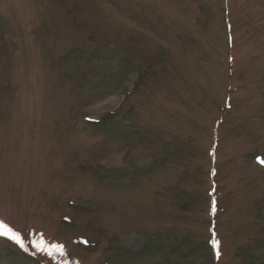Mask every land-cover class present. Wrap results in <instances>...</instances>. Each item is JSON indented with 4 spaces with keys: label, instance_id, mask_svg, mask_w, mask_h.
Returning a JSON list of instances; mask_svg holds the SVG:
<instances>
[{
    "label": "rangeland",
    "instance_id": "rangeland-1",
    "mask_svg": "<svg viewBox=\"0 0 264 264\" xmlns=\"http://www.w3.org/2000/svg\"><path fill=\"white\" fill-rule=\"evenodd\" d=\"M260 161L264 0H0V264H264Z\"/></svg>",
    "mask_w": 264,
    "mask_h": 264
},
{
    "label": "snow or ice",
    "instance_id": "snow-or-ice-1",
    "mask_svg": "<svg viewBox=\"0 0 264 264\" xmlns=\"http://www.w3.org/2000/svg\"><path fill=\"white\" fill-rule=\"evenodd\" d=\"M261 163H264V161H260ZM215 173L213 172V175ZM215 189H213L214 191ZM217 211V204L216 200H212L211 204V213L214 215ZM0 236H6L9 239L15 241L20 247H24V243L21 239V236L19 233L15 232L12 230L10 227L6 226L3 222H0ZM214 249H217L216 255L219 257L220 256V251L218 250L220 248V241L218 237L216 236L215 232H213V238L210 241ZM33 246L41 252H45L47 255L52 256L54 253H59L60 255H64V246L58 245V244H51V245H46L43 239H41L38 242H33Z\"/></svg>",
    "mask_w": 264,
    "mask_h": 264
}]
</instances>
